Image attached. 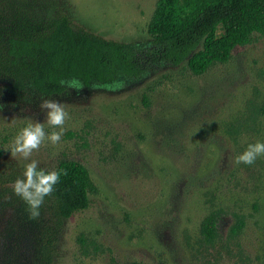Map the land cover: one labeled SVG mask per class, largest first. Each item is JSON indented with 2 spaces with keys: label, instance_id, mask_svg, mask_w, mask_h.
Returning <instances> with one entry per match:
<instances>
[{
  "label": "rangeland",
  "instance_id": "374dc122",
  "mask_svg": "<svg viewBox=\"0 0 264 264\" xmlns=\"http://www.w3.org/2000/svg\"><path fill=\"white\" fill-rule=\"evenodd\" d=\"M158 1L20 0L30 16L65 15L76 28L145 54ZM140 58V76L118 87L0 101V202L30 160L55 171L73 160L97 191L63 229L59 264H264V156L235 161L249 143L264 141V36L202 76ZM43 98L64 104L63 135L55 144L45 139L28 160L11 156L17 132L45 120ZM213 213L219 235L209 245L200 229ZM238 221L243 228L233 235Z\"/></svg>",
  "mask_w": 264,
  "mask_h": 264
},
{
  "label": "trees",
  "instance_id": "16d2710c",
  "mask_svg": "<svg viewBox=\"0 0 264 264\" xmlns=\"http://www.w3.org/2000/svg\"><path fill=\"white\" fill-rule=\"evenodd\" d=\"M150 21L145 54L135 44L76 28L65 15L36 18L20 0H0V101L62 96L69 89L60 82L73 77L86 88L114 87L140 76L141 55L202 76L214 64L227 63L254 35L264 36V0H159ZM56 171L59 180L35 219L11 188L7 190L0 202V264H59L63 229L90 207V195L97 189L80 162L63 160ZM218 225L215 213L203 220L205 243L218 238ZM242 228L238 221L231 233ZM79 242L86 244L82 236Z\"/></svg>",
  "mask_w": 264,
  "mask_h": 264
},
{
  "label": "clouds",
  "instance_id": "9594fccd",
  "mask_svg": "<svg viewBox=\"0 0 264 264\" xmlns=\"http://www.w3.org/2000/svg\"><path fill=\"white\" fill-rule=\"evenodd\" d=\"M67 89L79 91L84 85L76 78L62 80L60 82ZM115 86H120L116 84ZM39 108L45 112V120L30 122L21 128L12 140L9 150L11 156L19 155L24 160L37 150L42 142L47 139L52 144L57 143L64 133L62 127L68 117L64 104L54 99H41ZM45 124L52 130L46 134ZM58 129V130H57ZM264 156V141L257 140L249 143L246 148L235 157L237 164L252 165L258 157ZM60 174L55 170H45L38 167L36 160H30L24 164L23 172L11 183L12 193L19 197L27 206L30 218L35 219L40 215V206L46 196L54 191V186L59 180Z\"/></svg>",
  "mask_w": 264,
  "mask_h": 264
}]
</instances>
